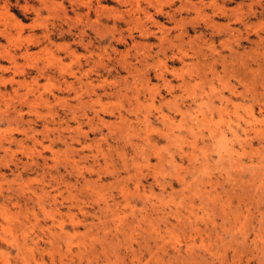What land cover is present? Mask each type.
Wrapping results in <instances>:
<instances>
[{"label":"rangeland","instance_id":"rangeland-1","mask_svg":"<svg viewBox=\"0 0 264 264\" xmlns=\"http://www.w3.org/2000/svg\"><path fill=\"white\" fill-rule=\"evenodd\" d=\"M0 264H264V0H0Z\"/></svg>","mask_w":264,"mask_h":264},{"label":"bare ground","instance_id":"bare-ground-1","mask_svg":"<svg viewBox=\"0 0 264 264\" xmlns=\"http://www.w3.org/2000/svg\"><path fill=\"white\" fill-rule=\"evenodd\" d=\"M19 84V83H18Z\"/></svg>","mask_w":264,"mask_h":264}]
</instances>
